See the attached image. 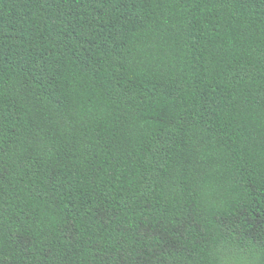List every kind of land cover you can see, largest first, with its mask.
Masks as SVG:
<instances>
[{
    "label": "trees",
    "instance_id": "obj_1",
    "mask_svg": "<svg viewBox=\"0 0 264 264\" xmlns=\"http://www.w3.org/2000/svg\"><path fill=\"white\" fill-rule=\"evenodd\" d=\"M0 264H264V0H0Z\"/></svg>",
    "mask_w": 264,
    "mask_h": 264
}]
</instances>
